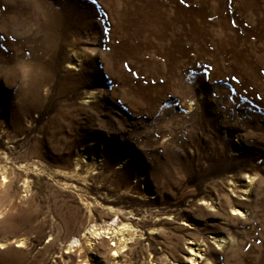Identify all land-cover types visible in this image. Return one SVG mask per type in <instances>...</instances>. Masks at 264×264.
I'll list each match as a JSON object with an SVG mask.
<instances>
[{"label": "rangeland", "instance_id": "374dc122", "mask_svg": "<svg viewBox=\"0 0 264 264\" xmlns=\"http://www.w3.org/2000/svg\"><path fill=\"white\" fill-rule=\"evenodd\" d=\"M0 245L264 264V0H0Z\"/></svg>", "mask_w": 264, "mask_h": 264}, {"label": "snow or ice", "instance_id": "6c2138e0", "mask_svg": "<svg viewBox=\"0 0 264 264\" xmlns=\"http://www.w3.org/2000/svg\"><path fill=\"white\" fill-rule=\"evenodd\" d=\"M180 2L183 4V3H184V0H180ZM233 23H234V22H233ZM125 68L128 69V70H130V69H129V66H128L127 64H125ZM132 75H133V76H136L137 74H136L135 72H133ZM232 79L235 81V80H236V77L233 76ZM145 83H147V81H145ZM152 83L155 84L156 81L153 80ZM161 83H162V82H161ZM202 203H203V202H202ZM2 246H3V245H0V247H2ZM21 246H22V245H21Z\"/></svg>", "mask_w": 264, "mask_h": 264}, {"label": "bare ground", "instance_id": "6f19581e", "mask_svg": "<svg viewBox=\"0 0 264 264\" xmlns=\"http://www.w3.org/2000/svg\"><path fill=\"white\" fill-rule=\"evenodd\" d=\"M117 248V247H116Z\"/></svg>", "mask_w": 264, "mask_h": 264}]
</instances>
